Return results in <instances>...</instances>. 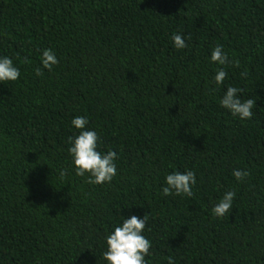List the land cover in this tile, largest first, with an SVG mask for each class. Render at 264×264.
Segmentation results:
<instances>
[{"label": "trees", "instance_id": "1", "mask_svg": "<svg viewBox=\"0 0 264 264\" xmlns=\"http://www.w3.org/2000/svg\"><path fill=\"white\" fill-rule=\"evenodd\" d=\"M4 56L20 77L0 82V264H107L106 236L145 214L147 264H264V0H0ZM228 86L256 101L251 119L221 107ZM77 116L117 153L110 183L76 175ZM186 170L193 196H164Z\"/></svg>", "mask_w": 264, "mask_h": 264}, {"label": "clouds", "instance_id": "2", "mask_svg": "<svg viewBox=\"0 0 264 264\" xmlns=\"http://www.w3.org/2000/svg\"><path fill=\"white\" fill-rule=\"evenodd\" d=\"M171 39L175 48L183 49L187 47L181 34H173ZM210 59L219 65L229 63L228 55L223 51L222 45H217L212 49ZM41 62L43 68L49 71L59 63L56 54L51 49L43 50ZM233 63L237 66L239 64L238 61ZM35 71L37 76L43 75L41 68H37ZM226 75V71L219 68L214 76L215 83L217 85L223 84ZM19 77L20 69L14 66L13 60L7 56L0 57V82L16 81ZM241 91L242 89L237 87L228 86L220 100V105L228 109L234 117H239L241 120L251 119L253 116L252 109L256 101L251 98L242 100L238 95ZM71 123L76 129L80 130L78 135L68 138L71 145L68 151L73 157L72 162L76 169V175L85 176V174H88L87 182L89 184L110 183L117 174L116 164L114 163L117 153L108 150L102 154L97 150L100 138L96 131L85 130V126L88 124L86 117H74ZM232 174L237 181H243L250 175L248 171L239 169H234ZM60 175L63 177L65 172L62 170ZM165 181L166 186L162 189L164 196L173 194L193 196L192 186L196 183V176L193 171L172 172L165 177ZM235 195L234 191H227L219 202L213 206L212 213L216 217L228 216L232 211ZM147 219V214L144 215L143 219L136 215L123 218V222L106 236L107 250L102 253V258L107 264H147L145 256L150 254L151 242L142 234ZM167 260L168 264H174L173 257L169 256Z\"/></svg>", "mask_w": 264, "mask_h": 264}]
</instances>
